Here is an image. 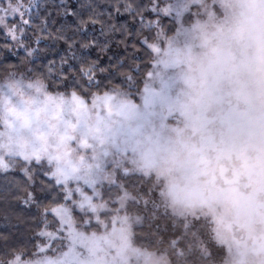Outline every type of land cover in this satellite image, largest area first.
Here are the masks:
<instances>
[{
  "label": "snow or ice",
  "instance_id": "snow-or-ice-1",
  "mask_svg": "<svg viewBox=\"0 0 264 264\" xmlns=\"http://www.w3.org/2000/svg\"><path fill=\"white\" fill-rule=\"evenodd\" d=\"M198 0H0V264H216L136 166L151 57ZM169 23H165V21Z\"/></svg>",
  "mask_w": 264,
  "mask_h": 264
},
{
  "label": "clouds",
  "instance_id": "clouds-1",
  "mask_svg": "<svg viewBox=\"0 0 264 264\" xmlns=\"http://www.w3.org/2000/svg\"><path fill=\"white\" fill-rule=\"evenodd\" d=\"M198 3L151 57L166 101L134 162L167 211L207 220L216 264H264V0Z\"/></svg>",
  "mask_w": 264,
  "mask_h": 264
},
{
  "label": "rangeland",
  "instance_id": "rangeland-1",
  "mask_svg": "<svg viewBox=\"0 0 264 264\" xmlns=\"http://www.w3.org/2000/svg\"><path fill=\"white\" fill-rule=\"evenodd\" d=\"M166 24H167V22H165ZM205 220V219H204ZM206 222H207V220H205ZM207 225H208V228H210V226H209V224H208V222H207Z\"/></svg>",
  "mask_w": 264,
  "mask_h": 264
},
{
  "label": "trees",
  "instance_id": "trees-1",
  "mask_svg": "<svg viewBox=\"0 0 264 264\" xmlns=\"http://www.w3.org/2000/svg\"><path fill=\"white\" fill-rule=\"evenodd\" d=\"M101 2L103 3V0H101ZM165 22L169 23L167 20Z\"/></svg>",
  "mask_w": 264,
  "mask_h": 264
}]
</instances>
